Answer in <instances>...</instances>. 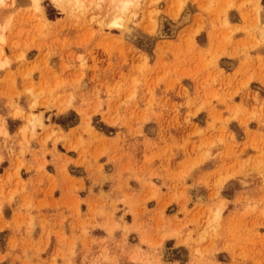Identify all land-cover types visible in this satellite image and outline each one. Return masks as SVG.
<instances>
[{"label":"rangeland","instance_id":"rangeland-1","mask_svg":"<svg viewBox=\"0 0 264 264\" xmlns=\"http://www.w3.org/2000/svg\"><path fill=\"white\" fill-rule=\"evenodd\" d=\"M81 1L0 5V264H264V0Z\"/></svg>","mask_w":264,"mask_h":264},{"label":"bare ground","instance_id":"bare-ground-1","mask_svg":"<svg viewBox=\"0 0 264 264\" xmlns=\"http://www.w3.org/2000/svg\"><path fill=\"white\" fill-rule=\"evenodd\" d=\"M34 2V6L36 5V4H38V0H33ZM55 1H59V0H55ZM78 5L79 4H81V0H74ZM91 2V0H88V2ZM112 1V2H111ZM110 2H111V5L114 7V9H115V11L119 14V15H117L116 17L114 16V19H113V21H112V25H117V26H121L123 23H122V19H124L123 18V14L126 12V11H128V9L129 8H131L130 7V5L132 4L133 5V3H134V1L133 0H111ZM5 2V0H0V5L1 4H3ZM75 2H74V5H75ZM89 2V3H90ZM92 2H94V1H92ZM69 3V2H68ZM131 5V6H132ZM36 7V6H35ZM78 7H81L80 5L78 6ZM4 63H6V62H3V61H1L0 62V66H2ZM41 122V121H40ZM211 213H213V212H211ZM216 214H218V213H216L215 212V214H213V219H214V217H216L217 215ZM216 219V218H215Z\"/></svg>","mask_w":264,"mask_h":264},{"label":"snow or ice","instance_id":"snow-or-ice-1","mask_svg":"<svg viewBox=\"0 0 264 264\" xmlns=\"http://www.w3.org/2000/svg\"><path fill=\"white\" fill-rule=\"evenodd\" d=\"M35 6H36L37 8H39V4H36ZM57 6H59V5H57Z\"/></svg>","mask_w":264,"mask_h":264}]
</instances>
